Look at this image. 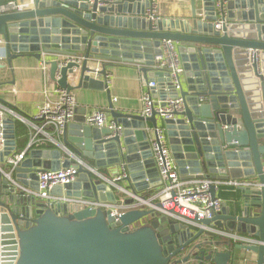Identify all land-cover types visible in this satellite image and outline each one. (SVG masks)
Returning <instances> with one entry per match:
<instances>
[{
    "label": "water",
    "instance_id": "95a60500",
    "mask_svg": "<svg viewBox=\"0 0 264 264\" xmlns=\"http://www.w3.org/2000/svg\"><path fill=\"white\" fill-rule=\"evenodd\" d=\"M8 1L0 0V6ZM189 3V16L154 23L145 18L153 0H32V8L0 13V43L8 65L26 53L38 60L42 55L61 58L47 63L50 79L68 94L104 90L110 119L119 127L86 125V109H75L56 144L31 150L13 178L37 191V173L69 167L66 155L71 153L92 159L88 161L97 172L124 171L127 177L119 186L143 198L140 194L160 184L146 129L162 127L179 174L210 181L212 200L229 181L256 176L258 183L238 188L241 197L232 213L225 207L212 209L197 227L150 210L126 211L115 221L109 210L81 208L68 216L39 211L20 228L0 207V264H230L231 243L216 241L213 230L252 236L257 244L233 249L251 252L255 264H264V144H259L264 141V0ZM161 41L178 43L182 106L162 120L154 112L143 118L115 111L108 85L87 73L88 63L141 64L140 71L157 81L158 91L167 90L162 100L173 99L178 94L168 74L149 72ZM76 70L77 83L71 86L68 79H76ZM6 129L3 157L15 152L10 118ZM0 183L4 189L9 186L6 180ZM49 193L111 203L118 209L134 202L83 168L74 182Z\"/></svg>",
    "mask_w": 264,
    "mask_h": 264
},
{
    "label": "built area",
    "instance_id": "2783aa9c",
    "mask_svg": "<svg viewBox=\"0 0 264 264\" xmlns=\"http://www.w3.org/2000/svg\"><path fill=\"white\" fill-rule=\"evenodd\" d=\"M32 0H30L31 2ZM24 4L17 0H9L7 3L0 6V13H10L22 11ZM145 13L146 20L153 23L157 20L154 9ZM220 24L217 25L219 28ZM44 55L41 56L40 66L44 71L47 63L44 60ZM140 69V68H139ZM101 66L89 67L88 74L92 77H102L108 85V75L100 74ZM152 72H161L168 74L174 91L178 94L173 99L162 100L156 99L155 95L158 91V83L156 80L146 79L144 81V91L141 94L142 110L140 116L143 118L150 117L151 113H155L158 120L168 119L170 114L178 110L182 106V98L179 96L181 83L178 77L183 75V70L179 62L178 43L173 41H161L160 54L154 57ZM165 78V77H163ZM58 99L56 101L46 100L35 116L31 118H22L15 114L11 109L0 103V179L6 180L9 184L8 190L11 192L22 193V195L35 199L43 204L45 210L52 209L56 204L63 203L65 205H74L81 208L109 210L111 216L118 220L119 216L131 210H150L161 217L174 220L178 223L190 227L199 226L198 221L209 217L210 211H219L221 209V201L211 199L208 193L210 181L207 180H191L182 179L179 174V169L171 155L165 131L162 127L155 130L147 128L150 132L149 146L152 153V158L159 178V187L149 195L138 198L130 192L119 186L120 182L127 177L124 171H118L105 175L97 172L94 168L86 164L83 160L75 157L71 153H67L66 157L71 162L67 168L58 171H40L37 173L38 190L32 191L17 184L13 178L14 170L23 162L29 152L36 148L49 147L56 144V138L61 133V129L65 120L70 119L76 108L71 93H66L62 90H57ZM109 109H93L85 115V124L91 127H107L112 130H119L115 127L109 117ZM12 119L23 123L27 129L28 141L23 150L13 152L8 157H3L6 142V119ZM2 156V157H1ZM79 168H83L93 175V177L113 187L116 191L127 195L134 199L131 205L118 209L111 203L100 202L93 199H77L67 197H54L50 195V190L55 186L64 187L75 181L78 175ZM230 185L241 188L249 187L251 183L229 181ZM1 184V183H0ZM2 185V184H1ZM218 234L219 232H214ZM234 243L239 242L241 245L257 244V240L252 236L239 237L230 236ZM245 260L242 264H247ZM230 264H232L230 262Z\"/></svg>",
    "mask_w": 264,
    "mask_h": 264
},
{
    "label": "crops",
    "instance_id": "0c3cea01",
    "mask_svg": "<svg viewBox=\"0 0 264 264\" xmlns=\"http://www.w3.org/2000/svg\"><path fill=\"white\" fill-rule=\"evenodd\" d=\"M18 1V0H17ZM20 2V1H18ZM24 4L23 9L32 8L30 0H24L21 2ZM154 9L156 11L157 19H175L187 17L190 14L189 0H153ZM46 63L56 59L55 56L44 55ZM40 60L36 58V55L26 53L18 56L14 60L7 64L5 50L3 43H0V103L11 108V110L22 118H31L38 112V108L46 101H56L58 99L59 90L58 86L49 77V65L45 66L43 71L40 66ZM90 67L101 66L105 73L108 75V90L110 93V103L115 111L125 114L140 115L142 110L141 94L144 91V81L149 79L148 74H144L139 68L141 64L135 62H101L92 61L89 62ZM152 72V71H149ZM76 79L69 78L68 83L71 86H75L77 83L78 71H74ZM154 73V72H152ZM99 80H103L102 77H94ZM157 79V78H156ZM167 94V90L157 91L155 95L156 99L163 98V95ZM75 109L85 108L86 113L93 109H107L108 100L105 91H93V90H74L71 92ZM110 119V116H108ZM259 144H264V141H260ZM16 149V147H15ZM36 149H46L36 148ZM35 150V149H34ZM30 153V152H29ZM27 155L26 159L29 158ZM80 160H92L88 157H83ZM264 163V157L262 158ZM105 174H113L114 171H104ZM181 176V175H180ZM188 176V175H187ZM182 177L183 179H188ZM238 182H245L251 184H257L256 176L250 178H244L236 180ZM126 186V183L123 184ZM159 185L157 186V188ZM156 188V189H157ZM154 189V191L156 190ZM154 191H146L140 196H147ZM149 192V193H148ZM240 190L228 182L218 188L216 199L221 201V208L225 207L228 211H231L234 207L236 199H240ZM133 195V194H132ZM134 196V195H133ZM129 199L127 195L122 196ZM0 207L6 208L11 218L17 223L21 224L20 228L26 222L36 219L39 211H45L43 204L35 199L28 198L20 193H9L8 189H4L0 184ZM81 207L74 205H65L63 203L56 204L51 210L58 216L72 215ZM230 213V214H231ZM219 232L213 230L212 233ZM224 232L214 233V239L216 241L230 242L233 257L232 264H242L243 261H247V264H255L256 255L247 251H238L232 248V245L240 244L234 243L231 237L228 235H222ZM230 236L248 237L240 234L225 233ZM241 245V244H240ZM229 248L220 247L219 251H226Z\"/></svg>",
    "mask_w": 264,
    "mask_h": 264
},
{
    "label": "trees",
    "instance_id": "16d2710c",
    "mask_svg": "<svg viewBox=\"0 0 264 264\" xmlns=\"http://www.w3.org/2000/svg\"><path fill=\"white\" fill-rule=\"evenodd\" d=\"M7 107V106H6ZM9 108V107H8ZM11 109V108H9ZM14 134H15V151L19 152L23 150L26 146V143L28 141V133L25 125L19 121H15L14 123ZM86 164L89 166H93L92 162L83 160ZM102 174H105L104 172H101ZM234 245H232V248Z\"/></svg>",
    "mask_w": 264,
    "mask_h": 264
}]
</instances>
